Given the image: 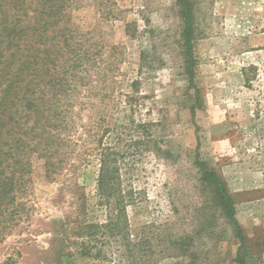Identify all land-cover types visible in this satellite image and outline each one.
<instances>
[{
	"label": "rangeland",
	"instance_id": "rangeland-1",
	"mask_svg": "<svg viewBox=\"0 0 264 264\" xmlns=\"http://www.w3.org/2000/svg\"><path fill=\"white\" fill-rule=\"evenodd\" d=\"M179 3L80 0L73 23L84 61L75 78L67 77L61 98L76 125L63 134L62 170L54 180L46 178L41 160H33L19 193L25 210L9 234L7 216L0 264H119L116 256L80 257L77 245L65 240L74 241L80 222L105 221L96 191L100 152L126 151L140 124L173 158L154 146L121 158L123 185L134 199L132 234L150 225L174 235L199 229L204 195L194 163L200 159L226 182L245 237L242 243L234 224L220 219L214 231L196 237L201 263L264 264V0H193L199 107L187 75ZM4 151L0 160L8 174ZM111 251L118 255V246Z\"/></svg>",
	"mask_w": 264,
	"mask_h": 264
},
{
	"label": "trees",
	"instance_id": "trees-1",
	"mask_svg": "<svg viewBox=\"0 0 264 264\" xmlns=\"http://www.w3.org/2000/svg\"><path fill=\"white\" fill-rule=\"evenodd\" d=\"M179 1L185 21L187 75L199 107L191 52L196 35L194 3ZM79 3L80 0H0V156L5 154V147L8 154V174L0 160V240L6 236L7 216L9 234L25 210L19 193L26 190L33 160L43 162L49 180L62 170L58 159L64 145L63 134L76 124L68 120L70 108L61 104V98L67 94L68 79L75 78L77 69L83 66L85 54L83 45L76 41L78 28L73 23L81 12ZM58 70L63 75L57 80L61 72ZM135 132L139 137L128 140L126 151L100 152L96 191L106 210L105 221L76 224L75 239L69 245L65 240L66 245H77L80 257L107 261L116 256L119 264H160L174 258L202 264L196 237L214 231L220 219L232 222L236 238L244 243L243 229L235 219L236 203L226 182L200 159L194 163L204 195L201 209L205 217L199 229L194 234L174 235L167 230L155 231L150 225L132 234L128 208L134 199L123 185L121 158L131 153L142 155L151 146L157 154L173 158L170 151L158 147L148 126L140 124ZM112 244L118 246V255L112 253ZM72 253L62 254L61 259L70 258Z\"/></svg>",
	"mask_w": 264,
	"mask_h": 264
}]
</instances>
